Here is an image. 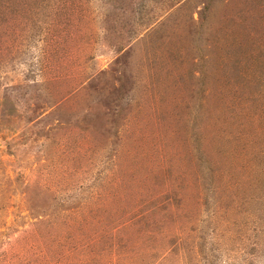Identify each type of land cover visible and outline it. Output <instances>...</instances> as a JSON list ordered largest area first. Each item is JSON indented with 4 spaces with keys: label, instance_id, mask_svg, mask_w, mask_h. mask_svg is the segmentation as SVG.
<instances>
[{
    "label": "rangeland",
    "instance_id": "obj_1",
    "mask_svg": "<svg viewBox=\"0 0 264 264\" xmlns=\"http://www.w3.org/2000/svg\"><path fill=\"white\" fill-rule=\"evenodd\" d=\"M0 264H264V0H0Z\"/></svg>",
    "mask_w": 264,
    "mask_h": 264
}]
</instances>
